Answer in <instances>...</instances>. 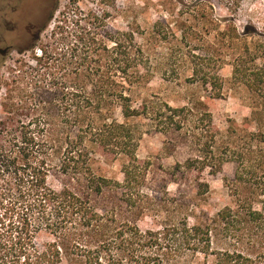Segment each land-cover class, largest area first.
Returning a JSON list of instances; mask_svg holds the SVG:
<instances>
[{"label":"trees","instance_id":"1","mask_svg":"<svg viewBox=\"0 0 264 264\" xmlns=\"http://www.w3.org/2000/svg\"><path fill=\"white\" fill-rule=\"evenodd\" d=\"M217 1L227 16L218 17L209 0L208 10H191L197 25L180 35L192 55V79L218 95L223 77L211 64L228 62L232 81L255 97L252 119L264 127V0ZM243 10L249 18L241 29L234 16ZM74 13L77 25L65 16L54 41L34 56L42 67L56 66L57 80L39 99L35 91L23 102L9 93L2 103L8 115L0 118V264H264L263 131L226 137L201 99L134 104V87L151 74L150 55L135 31L102 30V15ZM199 35L208 40L194 48ZM32 71L14 83L33 81L40 70ZM20 107L34 111L31 118H19ZM137 117L167 136L166 144L190 148L171 173L176 181L194 177L200 193L209 189L200 180L206 170L216 175L235 162L234 203L193 223L181 217L141 228L137 220L150 205L149 163L137 155L142 130L127 120ZM97 148L127 157L123 180L95 171ZM52 175L62 180L61 189L50 183Z\"/></svg>","mask_w":264,"mask_h":264},{"label":"rangeland","instance_id":"2","mask_svg":"<svg viewBox=\"0 0 264 264\" xmlns=\"http://www.w3.org/2000/svg\"><path fill=\"white\" fill-rule=\"evenodd\" d=\"M211 1L218 17L229 14L217 0ZM208 2L209 0H75L74 3V0H0V48L9 51L6 55L0 54V118L8 115L2 103L9 93L13 94L15 100L23 102L28 99L27 92L35 91V97L39 99L44 86L57 80L56 66L42 67L40 63L37 64L34 56L41 57L42 48L54 41V27L61 24L65 16L71 19V27L77 25L74 11L77 12L80 8L84 12L94 11L102 15L105 25L102 30L135 31L138 42L149 53L151 74L148 80L134 87V104H141L145 100H162L178 106L201 99L208 104L217 129L226 137L232 135L233 138L240 139L248 132L258 130L264 133V127L260 128L252 119L255 97L245 86L232 81L231 64L226 62L220 65L221 62L219 64L217 59L211 64L223 77V88L218 95L210 87L192 79V55L189 47L181 42L180 35L182 29L197 25L198 20L191 10H208ZM256 7L251 6L248 12ZM245 8L250 6L245 5ZM234 18L242 29L249 15L243 10ZM35 23L39 25L35 26ZM29 31H33L35 35L29 36ZM26 38L28 39L24 43ZM193 40L192 46L201 48L208 38L199 35L194 36ZM196 51L203 53L200 49H195L193 54ZM36 66L40 71L32 81L31 77L36 73L32 68ZM25 70L31 71V77L15 84L13 79L22 75ZM44 76L47 79L42 82ZM38 78L42 79L38 81ZM13 85H18V90H12ZM31 112L34 111L20 107L19 118L27 120L31 118ZM116 116L123 120L120 109L116 110ZM127 120L142 130L137 155L141 162L149 163L147 187L144 190L150 196V205L149 211L137 220L141 228L161 227L167 219L181 217H186L193 223L234 203L231 186L235 177V162L225 163L222 171L216 175H211L206 170L200 180L208 181L209 189L204 194L200 193L194 177L176 181L171 173L177 162H183L191 155L190 148L184 145L173 148L166 144L168 137L156 132L146 119L137 117ZM95 157L94 168L97 173L123 180V166L127 161L125 155L109 154L97 148ZM50 183L56 189H61L63 185L62 180L55 175L50 177Z\"/></svg>","mask_w":264,"mask_h":264},{"label":"flooded vegetation","instance_id":"3","mask_svg":"<svg viewBox=\"0 0 264 264\" xmlns=\"http://www.w3.org/2000/svg\"><path fill=\"white\" fill-rule=\"evenodd\" d=\"M38 25H39V23H35V26H38ZM28 33H29V36H34L35 35V33L33 31H29ZM29 36H28V38H29ZM28 38H26V40L24 41V43H26V41H27ZM24 45H26V44H24ZM8 53H9L8 49L0 48V54L1 55H6Z\"/></svg>","mask_w":264,"mask_h":264}]
</instances>
